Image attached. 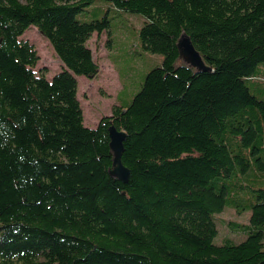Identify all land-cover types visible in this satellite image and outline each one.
<instances>
[{"label": "trees", "instance_id": "trees-1", "mask_svg": "<svg viewBox=\"0 0 264 264\" xmlns=\"http://www.w3.org/2000/svg\"><path fill=\"white\" fill-rule=\"evenodd\" d=\"M112 10L143 14L163 58L89 127L78 76L99 73L89 40L110 46ZM31 26L62 62L50 78ZM227 207L251 210L238 241L217 239ZM0 264H264V0H0Z\"/></svg>", "mask_w": 264, "mask_h": 264}, {"label": "rangeland", "instance_id": "rangeland-1", "mask_svg": "<svg viewBox=\"0 0 264 264\" xmlns=\"http://www.w3.org/2000/svg\"><path fill=\"white\" fill-rule=\"evenodd\" d=\"M109 15L112 21L110 46L107 44V31L101 35L94 33L89 40L94 58L99 63V73L95 77L78 76V98L83 109L84 124L89 127H95L101 117L111 115L119 99L129 102L140 89L144 75L160 64L163 58L160 53L145 51L140 44L138 33L145 21L143 14L112 10ZM20 38L34 44L38 50L40 59L35 70L46 67L49 78L60 71L61 60L37 27L31 26ZM248 210L238 211L227 207L216 214L218 241L225 238L238 241L245 236L243 230L234 229L232 224L248 223L251 213Z\"/></svg>", "mask_w": 264, "mask_h": 264}, {"label": "water", "instance_id": "water-1", "mask_svg": "<svg viewBox=\"0 0 264 264\" xmlns=\"http://www.w3.org/2000/svg\"><path fill=\"white\" fill-rule=\"evenodd\" d=\"M178 49L182 57H184L187 62L192 66L196 67L198 70H207L208 67L205 65L203 58L199 51L194 46L190 36L183 32L178 40ZM110 135V147L114 151V169L112 174L117 176L122 181H127L130 171L122 163L121 155L123 152V140L125 138V132L123 130H118L115 125L109 127Z\"/></svg>", "mask_w": 264, "mask_h": 264}]
</instances>
